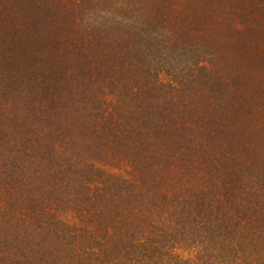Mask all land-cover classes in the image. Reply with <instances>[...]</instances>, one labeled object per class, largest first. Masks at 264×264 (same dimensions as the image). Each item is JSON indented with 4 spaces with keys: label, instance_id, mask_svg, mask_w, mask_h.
I'll return each mask as SVG.
<instances>
[{
    "label": "trees",
    "instance_id": "trees-1",
    "mask_svg": "<svg viewBox=\"0 0 264 264\" xmlns=\"http://www.w3.org/2000/svg\"><path fill=\"white\" fill-rule=\"evenodd\" d=\"M0 264H264V0H0Z\"/></svg>",
    "mask_w": 264,
    "mask_h": 264
}]
</instances>
